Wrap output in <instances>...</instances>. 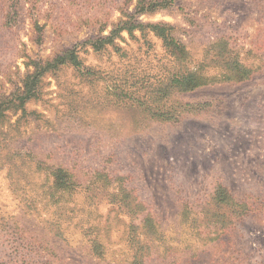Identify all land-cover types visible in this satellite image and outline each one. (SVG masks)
I'll return each instance as SVG.
<instances>
[{"label":"rangeland","instance_id":"1","mask_svg":"<svg viewBox=\"0 0 264 264\" xmlns=\"http://www.w3.org/2000/svg\"><path fill=\"white\" fill-rule=\"evenodd\" d=\"M0 264H264V0H0Z\"/></svg>","mask_w":264,"mask_h":264},{"label":"trees","instance_id":"2","mask_svg":"<svg viewBox=\"0 0 264 264\" xmlns=\"http://www.w3.org/2000/svg\"><path fill=\"white\" fill-rule=\"evenodd\" d=\"M108 40L96 42V43L92 44L93 45L92 47L101 48L104 46V44L110 43ZM172 46L179 53L184 52V48L180 49L179 46L175 45L174 43H172ZM57 63L59 65L71 63L76 67H81V62L79 61L78 55L76 54V51L74 49L69 50L64 56L60 57L57 60ZM182 80H183V83H181L180 85H181L182 89H184V90H194L201 85L200 83L197 82L196 78L193 76L188 75L187 77H183Z\"/></svg>","mask_w":264,"mask_h":264}]
</instances>
